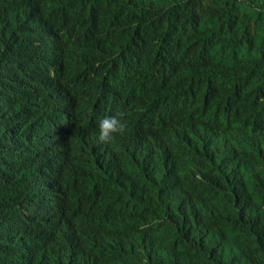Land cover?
Instances as JSON below:
<instances>
[{
    "label": "trees",
    "instance_id": "1",
    "mask_svg": "<svg viewBox=\"0 0 264 264\" xmlns=\"http://www.w3.org/2000/svg\"><path fill=\"white\" fill-rule=\"evenodd\" d=\"M117 111L159 215L126 205L131 172L83 169L117 166V135L98 139ZM54 154L38 177L91 214L77 253L38 264H264V0H0V264H21L5 207ZM124 230L160 241L134 262Z\"/></svg>",
    "mask_w": 264,
    "mask_h": 264
},
{
    "label": "clouds",
    "instance_id": "2",
    "mask_svg": "<svg viewBox=\"0 0 264 264\" xmlns=\"http://www.w3.org/2000/svg\"><path fill=\"white\" fill-rule=\"evenodd\" d=\"M125 112L117 111L115 115L101 118L99 123V141L109 143L115 135L116 167L101 169L96 162L85 163L83 169L89 171H120L131 172L135 179L132 165L126 156L132 145V135L126 133L127 121ZM151 135L160 142L157 131ZM161 143V142H160ZM62 157L51 155L43 161V170L34 176V186L31 189L14 194V199L5 207L6 212L1 218L4 227V241L9 251L21 264H38L40 254L50 257L61 245L70 248L71 256L80 249L81 223L84 217L91 214L90 204L85 197L75 195L71 201L67 199L64 189L58 180H46L44 173L47 165L61 166ZM215 169V168H214ZM139 186L128 198L126 205L159 215L163 206V198L153 194L147 185L138 180ZM209 188L211 185H205ZM121 253L134 262L143 261L146 245L157 240L152 237L145 242H139L124 230L122 234L114 235Z\"/></svg>",
    "mask_w": 264,
    "mask_h": 264
},
{
    "label": "bare ground",
    "instance_id": "3",
    "mask_svg": "<svg viewBox=\"0 0 264 264\" xmlns=\"http://www.w3.org/2000/svg\"><path fill=\"white\" fill-rule=\"evenodd\" d=\"M26 81H27V79H26ZM44 83H45V82H44ZM45 84H46V83H45ZM45 84H44V86H45ZM33 85H34V84H33ZM41 85H42V87H43V84H41ZM34 86L36 87V85H34ZM46 86H47V85H46ZM47 87H48V86H47ZM47 87H46V88H47ZM36 88H37V87H36ZM37 89H38V88H37ZM40 89H41V88H40ZM44 89H45V88H44ZM45 92H46V91H45ZM51 98H52V97H51ZM156 168H157V167H156ZM160 168H161V167L159 166L158 169H160ZM158 169H156V170H158ZM164 169H165V168H164ZM164 171H165V170H164ZM172 172H173V171H172ZM162 173L164 174V172H161V174H162ZM173 173H174V172H173ZM173 173H172V174H173ZM175 173H176V172H175ZM158 174H159V173H158ZM165 174H166V173H165ZM168 175L170 176V174H168ZM174 175H175V174H174ZM171 176H172V175H171ZM167 177H168V176H167ZM174 178H175V177H174ZM165 179H166V178H165ZM165 179H164V180H165ZM167 179H168V178H167ZM170 179H172V178L170 177ZM170 179H168V180H170ZM168 180H166V181H168ZM162 181H163V180H162ZM162 181H161V182H162ZM170 181H171V180H170ZM163 183L165 184V182H163ZM163 183H162V187L164 186ZM168 183H169V181H168ZM165 185H166L165 187L167 188V183H166ZM162 189H163V188H162ZM164 189H165V188H164ZM154 191H155V190H154ZM166 191H167V190H166ZM166 204L168 205V203H166ZM156 224H157V223H156ZM156 224H155V225H156ZM197 224H198V223H197ZM199 224H201V223H199ZM156 226H157V225H156ZM153 227H154V225H153ZM150 228H151V227H150ZM167 231H169V230H167ZM100 242H101V241H100ZM98 243H99V242H98ZM98 243H97V244H98ZM113 243H114V242H113ZM114 244H115V243H114ZM109 246L112 247L111 243H110ZM116 246H117V245H116ZM101 249H102V248H101ZM118 249H119V248H118ZM106 250H108V249H106ZM102 251H103V250H102ZM109 251H110V250H109ZM109 251H105V252L110 253ZM103 252H104V251H103ZM105 252H104V253H105ZM119 252H121V251H119ZM119 252H118V253H119ZM116 254H117V253H116ZM114 255H115V254H114ZM121 255H122V254H121Z\"/></svg>",
    "mask_w": 264,
    "mask_h": 264
}]
</instances>
